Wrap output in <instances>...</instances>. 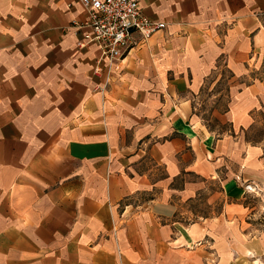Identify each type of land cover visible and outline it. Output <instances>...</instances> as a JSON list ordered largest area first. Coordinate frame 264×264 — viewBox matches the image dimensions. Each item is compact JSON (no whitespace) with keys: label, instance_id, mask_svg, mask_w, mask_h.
Segmentation results:
<instances>
[{"label":"crops","instance_id":"obj_1","mask_svg":"<svg viewBox=\"0 0 264 264\" xmlns=\"http://www.w3.org/2000/svg\"><path fill=\"white\" fill-rule=\"evenodd\" d=\"M140 8L166 26L107 83L79 0H0V264H264V145L243 136L264 115V0ZM224 73L216 134L197 103ZM216 183L230 239L179 218Z\"/></svg>","mask_w":264,"mask_h":264},{"label":"built area","instance_id":"obj_2","mask_svg":"<svg viewBox=\"0 0 264 264\" xmlns=\"http://www.w3.org/2000/svg\"><path fill=\"white\" fill-rule=\"evenodd\" d=\"M79 1L86 17L82 22H72L70 28L81 39V46L95 44L99 48L95 73H100L104 64L107 83L112 69H116V64L137 44L135 34L146 40L166 26L145 16L140 0Z\"/></svg>","mask_w":264,"mask_h":264},{"label":"rangeland","instance_id":"obj_3","mask_svg":"<svg viewBox=\"0 0 264 264\" xmlns=\"http://www.w3.org/2000/svg\"><path fill=\"white\" fill-rule=\"evenodd\" d=\"M229 74L224 73L223 85L221 88L213 90H204L200 95L197 103V110L203 120V123L216 134L229 133L231 131L230 123L219 119V113H222L226 108L227 94L225 84ZM228 76V77H227ZM218 95V96H217ZM244 138L252 141V143H261L264 145V115L261 112L254 114L253 125L243 132ZM248 189V188H247ZM250 190V189H249ZM220 186L218 183L215 185H207L206 188L199 190L195 197L186 201L180 202L179 218L181 223L189 224L190 222H200L202 220L219 219L220 225L224 228V234L230 239L232 236V229H236L237 225L232 218L225 216V209L227 202L220 194ZM256 207L263 205L264 201L256 200ZM255 205L253 207H255ZM262 210V208H259ZM264 212L257 217L258 220H264ZM246 240V237L245 239ZM249 257V253L245 255Z\"/></svg>","mask_w":264,"mask_h":264}]
</instances>
